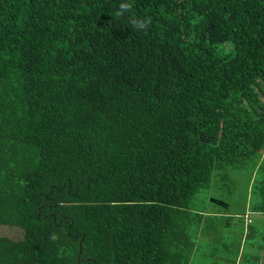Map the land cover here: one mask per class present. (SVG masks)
Instances as JSON below:
<instances>
[{
	"label": "trees",
	"instance_id": "16d2710c",
	"mask_svg": "<svg viewBox=\"0 0 264 264\" xmlns=\"http://www.w3.org/2000/svg\"><path fill=\"white\" fill-rule=\"evenodd\" d=\"M121 2L0 0V264H193L190 199L248 164L264 211V0Z\"/></svg>",
	"mask_w": 264,
	"mask_h": 264
},
{
	"label": "rangeland",
	"instance_id": "374dc122",
	"mask_svg": "<svg viewBox=\"0 0 264 264\" xmlns=\"http://www.w3.org/2000/svg\"><path fill=\"white\" fill-rule=\"evenodd\" d=\"M259 179V168H253L250 164L215 171L209 184L190 199L191 217L185 221L193 220L190 225L193 240L196 241L193 264H235L242 238L247 244L252 243L256 251L264 247L259 242L264 241V221L260 220L263 215H255L264 214V211L252 210V204L262 199L256 187ZM195 212L203 213L200 219L201 232L194 219V215L198 214ZM186 214L189 212L186 211ZM252 216L256 219H251L246 226V219ZM23 234L20 228L0 225V235L20 239ZM261 257L264 263V254Z\"/></svg>",
	"mask_w": 264,
	"mask_h": 264
},
{
	"label": "clouds",
	"instance_id": "9594fccd",
	"mask_svg": "<svg viewBox=\"0 0 264 264\" xmlns=\"http://www.w3.org/2000/svg\"><path fill=\"white\" fill-rule=\"evenodd\" d=\"M132 8L133 5L130 0H122L115 12V16L118 18L123 17L125 13H130L132 11ZM130 23L136 30H144L146 32L151 24V17H145L143 19L130 17ZM52 238L56 239V236L54 235Z\"/></svg>",
	"mask_w": 264,
	"mask_h": 264
},
{
	"label": "crops",
	"instance_id": "0c3cea01",
	"mask_svg": "<svg viewBox=\"0 0 264 264\" xmlns=\"http://www.w3.org/2000/svg\"><path fill=\"white\" fill-rule=\"evenodd\" d=\"M256 216H261V215H263V217L260 219L261 221H264V214H255ZM251 219H256V217L255 216H252V217H250V219L249 220H247L246 219V226H247V223L248 222H251ZM204 221V220H203ZM200 224H201V222H200ZM202 224H203V222H202ZM250 225V224H249ZM205 226H203V228H204ZM199 231L201 232V228L199 227ZM253 236H255V228L253 227ZM252 233V232H251ZM242 242H240V245H239V247H238V249H239V252H238V255H237V259H236V263L235 264H241L244 260L246 261V253L250 256L251 254H256L257 252H259L260 253V263L261 264H264V263H262L261 261H262V255L264 254V247L263 248H261V249H259V251H256V248H254V247H252V243L250 244H247V241H244L243 240V238H242V240H241ZM261 244H263L264 245V241H259ZM253 254V255H254ZM263 262H264V260H263Z\"/></svg>",
	"mask_w": 264,
	"mask_h": 264
}]
</instances>
